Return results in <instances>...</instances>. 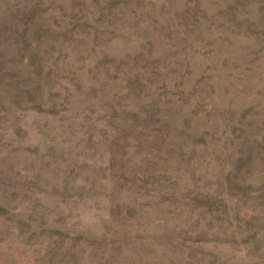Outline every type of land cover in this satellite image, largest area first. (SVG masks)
<instances>
[{
  "label": "rangeland",
  "instance_id": "374dc122",
  "mask_svg": "<svg viewBox=\"0 0 264 264\" xmlns=\"http://www.w3.org/2000/svg\"><path fill=\"white\" fill-rule=\"evenodd\" d=\"M0 264H264V0H0Z\"/></svg>",
  "mask_w": 264,
  "mask_h": 264
}]
</instances>
